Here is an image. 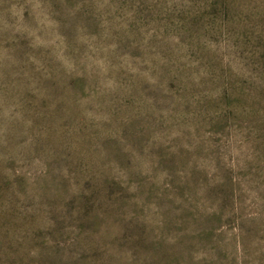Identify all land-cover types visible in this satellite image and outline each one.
I'll use <instances>...</instances> for the list:
<instances>
[{"label":"rangeland","instance_id":"374dc122","mask_svg":"<svg viewBox=\"0 0 264 264\" xmlns=\"http://www.w3.org/2000/svg\"><path fill=\"white\" fill-rule=\"evenodd\" d=\"M0 264H264V0H0Z\"/></svg>","mask_w":264,"mask_h":264}]
</instances>
